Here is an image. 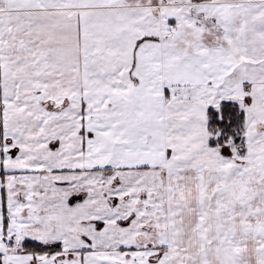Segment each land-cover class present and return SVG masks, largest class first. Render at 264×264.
<instances>
[{
    "label": "snow or ice",
    "instance_id": "1",
    "mask_svg": "<svg viewBox=\"0 0 264 264\" xmlns=\"http://www.w3.org/2000/svg\"><path fill=\"white\" fill-rule=\"evenodd\" d=\"M0 264H264V0H0Z\"/></svg>",
    "mask_w": 264,
    "mask_h": 264
}]
</instances>
